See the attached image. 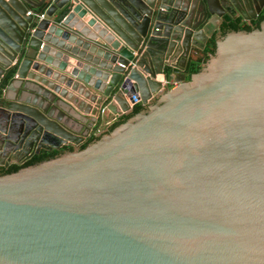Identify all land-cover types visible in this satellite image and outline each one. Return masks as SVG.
I'll return each instance as SVG.
<instances>
[{
  "label": "water",
  "instance_id": "95a60500",
  "mask_svg": "<svg viewBox=\"0 0 264 264\" xmlns=\"http://www.w3.org/2000/svg\"><path fill=\"white\" fill-rule=\"evenodd\" d=\"M261 10L0 0V166L83 142L102 106L145 105L0 174V264H264V18L218 35L185 80L213 30Z\"/></svg>",
  "mask_w": 264,
  "mask_h": 264
},
{
  "label": "trees",
  "instance_id": "16d2710c",
  "mask_svg": "<svg viewBox=\"0 0 264 264\" xmlns=\"http://www.w3.org/2000/svg\"><path fill=\"white\" fill-rule=\"evenodd\" d=\"M264 18V13L255 21L254 24V28L258 27L259 21ZM233 30H240V29H244V30H250L252 28L246 27L244 25H239L236 23H232V28ZM229 29V30H231ZM227 30H223L220 35H223ZM215 36H211L207 42V44L205 45L204 49L199 52V54L197 55V57L192 60L191 62H189V64L187 65L186 68V75H185V80L189 79V75L192 73H195L197 71L200 70V68L202 67V65L207 61L208 56L211 55L214 52L215 49ZM141 106L140 105H135L132 107L131 111L123 116L122 118H120L119 120H117L116 122H114L113 124H111V126H109V128L107 129V132H110L115 126L119 125L120 123H123L126 119H128L129 117H131L132 115H134L135 113H137L139 110H141ZM100 135L91 137L90 139H88L85 143L81 144V146L79 147V149H82L87 143L96 140ZM66 150H71L70 146H63L59 149L56 150H51V151H46V150H41L40 152H38L37 154L32 155L29 159H27L26 161H24L21 164H10L6 167H0V174H5V173H10V172H14L17 169L27 166V165H32L35 163H38L40 161L55 157L57 155H59L60 153L66 151Z\"/></svg>",
  "mask_w": 264,
  "mask_h": 264
},
{
  "label": "crops",
  "instance_id": "0c3cea01",
  "mask_svg": "<svg viewBox=\"0 0 264 264\" xmlns=\"http://www.w3.org/2000/svg\"><path fill=\"white\" fill-rule=\"evenodd\" d=\"M230 21H231V19H230ZM239 21V23H244V24H248V22H245L244 20H238ZM237 21V22H238ZM229 22V21H228ZM221 33V30H220V27H217L215 30H213V32H212V35H214L215 36V38L216 37H218V35ZM156 79L157 80H160V79H162V77H161V75H157L156 76ZM173 83H175L174 81H173V79H171L170 80V84H169V87H172V84ZM156 99V97L155 98H152L151 100H150V102H148V105H150V104H152V102L154 101ZM135 105H140L142 108H141V110L142 109H144L145 108V105H143L139 100L138 101H136L132 106H131V109H132V107L133 106H135ZM131 111V110H130ZM130 111H128V112H126V113H122V114H120V115H111V114H109V115H106L105 114V117H104V121L105 120H109V123H104L103 121L98 125V126H95V127H93L92 128V130H94V132L98 129L99 131H100V133H106L107 132V129L109 128V126H111V124H113L114 122H116L117 120H119L120 118H122L123 116H125V115H127ZM140 111V110H139ZM91 130V131H92Z\"/></svg>",
  "mask_w": 264,
  "mask_h": 264
},
{
  "label": "flooded vegetation",
  "instance_id": "af4514ba",
  "mask_svg": "<svg viewBox=\"0 0 264 264\" xmlns=\"http://www.w3.org/2000/svg\"><path fill=\"white\" fill-rule=\"evenodd\" d=\"M264 13V10H261V12L259 13V14H257L256 15V17H255V19H252V20H249V21H245V22H248V24H244V23H239V19H237V20H229V22H226V23H224V24H221L219 27H220V30H221V32L223 31V30H229V29H231L232 28V23H236V24H239V25H244V26H246V27H249V28H254V24H255V21L262 15ZM241 20V19H240ZM238 21V22H237ZM260 22V21H259ZM220 35V34H219ZM99 111H100V109H99ZM106 115H109V113H105ZM99 135H101V134H99ZM95 136V132H94V130H90L89 131V135H88V137L86 138V140H83V142H80V143H78V144H76V145H74V144H71V143H66V144H62L59 148H61V147H63V146H70L71 148L72 147H74V146H76V147H80L81 146V144H83V143H85L88 139H90L91 137H94ZM59 148H56V149H59ZM56 150L55 148H51L50 150H47V149H42V148H40L39 150H38V152H40L41 150H46V151H51V150ZM37 152V153H38ZM37 153H33L32 155H34V154H37ZM31 155V156H32ZM30 156V157H31ZM29 157V158H30ZM28 158V159H29ZM27 159H25L24 161H26ZM23 161V162H24ZM23 162H21V163H23ZM20 163V164H21ZM12 164H14V163H12ZM10 165V164H9ZM8 166V165H7ZM0 167H6V166H0Z\"/></svg>",
  "mask_w": 264,
  "mask_h": 264
},
{
  "label": "built area",
  "instance_id": "2783aa9c",
  "mask_svg": "<svg viewBox=\"0 0 264 264\" xmlns=\"http://www.w3.org/2000/svg\"><path fill=\"white\" fill-rule=\"evenodd\" d=\"M30 11H27L26 12V14H28ZM39 17H42V14L40 13L39 14ZM176 84V82L175 83H173L172 84V86H174ZM136 101H138V100H136L134 97L132 98V101H131V103H130V106H132ZM107 111H106V108H105V106H102L101 108H100V119H101V122L103 121L105 124L106 123H109V120H105L104 121V117H105V113H106ZM99 134H101L100 133V131L97 129L96 131H95V136H97V135H99Z\"/></svg>",
  "mask_w": 264,
  "mask_h": 264
}]
</instances>
